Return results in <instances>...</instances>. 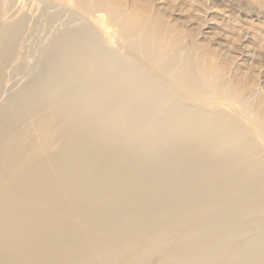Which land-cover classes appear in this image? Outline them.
Instances as JSON below:
<instances>
[{
  "label": "bare ground",
  "instance_id": "1",
  "mask_svg": "<svg viewBox=\"0 0 264 264\" xmlns=\"http://www.w3.org/2000/svg\"><path fill=\"white\" fill-rule=\"evenodd\" d=\"M70 1L79 14L56 6L20 50L9 38L25 23L0 25V264H145L162 251L157 264H264V229L236 244L264 215V158L240 123L191 106L233 98L264 140L263 89L234 81L242 59L204 30L221 0H202L189 30L158 0ZM100 14L120 50L89 33Z\"/></svg>",
  "mask_w": 264,
  "mask_h": 264
},
{
  "label": "rangeland",
  "instance_id": "2",
  "mask_svg": "<svg viewBox=\"0 0 264 264\" xmlns=\"http://www.w3.org/2000/svg\"><path fill=\"white\" fill-rule=\"evenodd\" d=\"M15 1L16 0H4L2 3L0 11L3 15L0 19V25L1 23H7L11 27L17 28L21 23H25L26 31L19 32V30H15L9 38L10 44L17 50H20L28 37L27 31L35 25L37 18L40 16L48 15L57 7L59 10L62 7L63 11L66 10L65 12L72 9L75 11L73 13L75 15L80 13L79 7L71 5L70 0ZM201 1L202 0H158V3L168 9L167 11L169 13L172 12L177 18H180L181 26L184 30H189V28H194L198 26L199 23H202V18L205 16L201 11L203 10L200 5ZM39 2H41L40 4L42 5L48 2L50 5L46 8L39 9ZM135 2L142 6L145 3H149L148 0H135ZM66 3L71 6L67 7ZM217 6L223 9L225 13L216 9L209 10L206 14L207 24L204 25V30L214 38V44L221 49L222 54L227 53L231 56L236 55L242 59L239 62L241 68L235 72L237 74L234 77V81L241 78L240 81H242V83H252L256 88L263 89L262 94L264 95V0H221L220 4ZM142 9L143 8H140V10ZM229 14H233V16H235L234 18L237 19H229ZM87 27L89 28L88 31L90 34L98 35L103 38V45H105L107 49L120 50L119 46L123 44V40L117 35V28L108 24L104 14L96 16L93 22L90 21L88 23ZM185 40L188 42L190 36H186ZM121 54L123 56L125 54L124 51ZM225 59V56L221 58L224 63H229L228 59ZM26 60V57L22 58V62L25 63ZM155 73L160 80L165 83L166 77L156 70ZM217 97L219 96L217 95ZM226 99H228L226 102L232 103V108L215 104L209 105L194 100L191 106H193V110L202 107V109L208 111L210 114L223 112L227 114L230 119L240 123L243 130L239 132V134H243L245 131L251 134L248 143V147L251 145V147L248 148L250 153H258L257 159H263L264 140L257 135V128L248 121L246 115H250L237 100L233 98ZM262 101L264 105V98ZM222 109L224 111H222ZM237 110H240V112ZM258 218L260 220H258ZM242 229L243 234H240L236 239L237 245H242L247 237L262 233L261 230L264 229V215H256L253 223H250V225L248 223L245 224V227ZM165 253L166 251H162V253L157 252L153 254L145 264H157L164 258Z\"/></svg>",
  "mask_w": 264,
  "mask_h": 264
}]
</instances>
